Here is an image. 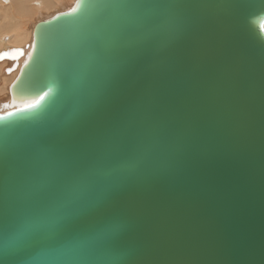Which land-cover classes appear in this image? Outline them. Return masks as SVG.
<instances>
[{
    "label": "snow or ice",
    "instance_id": "snow-or-ice-1",
    "mask_svg": "<svg viewBox=\"0 0 264 264\" xmlns=\"http://www.w3.org/2000/svg\"><path fill=\"white\" fill-rule=\"evenodd\" d=\"M188 2L80 0L82 15L60 36L55 56L54 78L64 81L60 95L26 117L37 126L18 152L10 151L9 132L0 129V233L8 232L6 217L15 223L3 245L5 254H14L36 231L46 229L60 248L82 253L74 256L76 264H103L96 244L117 237L130 210L118 199L122 189L168 172L201 138L241 134L249 96L246 78L239 63L211 43L162 62L153 82L135 94L134 102L113 105L102 126L93 131L76 126L109 101L120 74L116 57L121 51L143 50L158 33L164 37L162 47L184 34L187 20L181 9ZM244 5L255 6L252 0ZM196 6L204 14H230L240 0H196ZM259 7L264 9V0ZM101 8L118 15L104 26L106 34L88 27L95 22L92 10ZM137 11L142 15L131 19L128 14ZM129 31L135 34L129 37ZM70 98L75 102L65 121H50V114ZM37 104L25 103L20 111ZM12 115L0 116V121ZM46 143L53 147H44ZM179 211L166 209L169 216ZM158 235L163 244H146L145 260L185 264L189 256L174 243L182 236L179 226H165Z\"/></svg>",
    "mask_w": 264,
    "mask_h": 264
},
{
    "label": "water",
    "instance_id": "water-1",
    "mask_svg": "<svg viewBox=\"0 0 264 264\" xmlns=\"http://www.w3.org/2000/svg\"><path fill=\"white\" fill-rule=\"evenodd\" d=\"M79 2L74 0L67 9L38 20L32 27L28 51L8 87V109L0 112V116L13 114L0 121V129L9 132L12 153L20 150L37 126L26 117L59 96L64 87L62 79L54 78L55 56L60 36L82 15ZM252 3L255 6L249 7L240 0V6L230 14L212 15L201 13L196 0H189L181 9L187 20L184 34L162 47L164 37L158 33L143 50L121 51L116 57L120 74L109 101L76 125L88 131L102 126L104 114L113 105L123 100L134 102L135 94L153 82L162 62L175 61L186 49L199 44L222 48L238 62L249 90L240 135L201 138L168 172L122 189L118 199L130 210L123 217L121 233L96 244L95 254L103 257V264H150L145 260V245L163 244L158 232L173 225L182 232L174 243L189 256L185 264H264V9L259 7V0ZM92 14L95 22L88 27L101 34H106L105 25L118 18L111 8L93 9ZM128 15L134 20L142 12ZM134 34L129 31L127 35ZM0 53L20 56L22 49L8 48ZM14 67L13 63L9 69ZM33 100L38 101L36 108L20 111L23 104ZM74 102V98L68 99L49 120L62 124ZM72 127L71 123L67 126ZM44 147L53 145L46 143ZM169 207L181 211L169 216ZM5 227L7 234L0 233V264H76L74 256L82 255L60 248L61 242L46 229L36 231L28 243L7 255L3 245L15 231L10 216ZM86 230L91 233L96 229ZM151 264L165 262L155 260Z\"/></svg>",
    "mask_w": 264,
    "mask_h": 264
},
{
    "label": "bare ground",
    "instance_id": "bare-ground-1",
    "mask_svg": "<svg viewBox=\"0 0 264 264\" xmlns=\"http://www.w3.org/2000/svg\"><path fill=\"white\" fill-rule=\"evenodd\" d=\"M69 1L63 3L64 0H0V52L8 48L22 49L20 56H17L18 52L15 56L8 53V56H0V112L8 109V87L16 77L28 51L33 25L38 20L67 9L74 0ZM13 63L15 67L10 70L9 67ZM5 98L8 100L3 101Z\"/></svg>",
    "mask_w": 264,
    "mask_h": 264
},
{
    "label": "rangeland",
    "instance_id": "rangeland-1",
    "mask_svg": "<svg viewBox=\"0 0 264 264\" xmlns=\"http://www.w3.org/2000/svg\"><path fill=\"white\" fill-rule=\"evenodd\" d=\"M65 1H66V0H64L63 3H65ZM68 1H69V0H68ZM70 1H71V0H70ZM70 1H69V2H70ZM51 14H52V13H51ZM47 15H49V14H47ZM41 18H42V17H41ZM41 18H40V19H41ZM32 23H33V22H32ZM5 100H8V98H5L3 101H5Z\"/></svg>",
    "mask_w": 264,
    "mask_h": 264
}]
</instances>
